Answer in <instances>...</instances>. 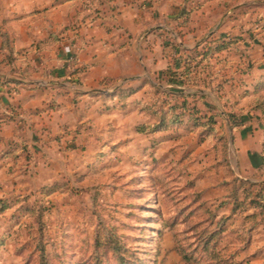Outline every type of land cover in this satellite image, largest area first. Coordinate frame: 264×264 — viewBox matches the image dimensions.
I'll return each instance as SVG.
<instances>
[{"label":"crops","instance_id":"crops-1","mask_svg":"<svg viewBox=\"0 0 264 264\" xmlns=\"http://www.w3.org/2000/svg\"><path fill=\"white\" fill-rule=\"evenodd\" d=\"M184 4L190 10L178 26ZM167 31L186 50L209 36L237 39L213 68L229 79L221 90H186L201 95L190 100L202 114H218L210 137L137 131L155 121L141 109L159 97L152 85L166 87L158 76L173 55ZM73 47L79 50L72 64ZM125 78L120 87L134 91L123 99L84 91ZM262 82L264 0H0V198L55 183L66 192L97 157H143L172 145L160 157L178 152L198 201L210 209L224 202L217 213L227 216L235 190L264 183V112L251 109L264 96V86L255 90ZM228 112L246 121L230 128ZM243 215L232 214L228 229L242 228ZM241 246L232 241L228 251L237 250L238 264H253L264 247V221ZM164 248L174 262L190 264L172 242Z\"/></svg>","mask_w":264,"mask_h":264},{"label":"rangeland","instance_id":"rangeland-1","mask_svg":"<svg viewBox=\"0 0 264 264\" xmlns=\"http://www.w3.org/2000/svg\"><path fill=\"white\" fill-rule=\"evenodd\" d=\"M170 146L143 157H94L89 174L66 192L44 197L37 189L14 195L11 202L23 199L21 205L32 213L14 203L0 214V264H39V245L56 254L49 264H95L96 258L98 264H116L102 243L95 246L108 230H115L117 243L135 252V258L127 253L130 264H178L164 246L192 241L196 219L186 212L199 194L178 152L160 157ZM263 256L264 247L256 249L253 264L264 262Z\"/></svg>","mask_w":264,"mask_h":264},{"label":"trees","instance_id":"trees-1","mask_svg":"<svg viewBox=\"0 0 264 264\" xmlns=\"http://www.w3.org/2000/svg\"><path fill=\"white\" fill-rule=\"evenodd\" d=\"M189 10L185 4L179 7L176 15L178 26L184 23L185 16ZM262 20V17L258 18L255 20V24L261 26ZM158 29L156 28L155 30ZM176 33L181 40L183 34L179 28L176 29ZM167 34L170 38L167 47H169L173 55L169 66L162 70L158 76L159 82L164 83L166 87L162 89L159 86L152 85V88L159 93V97L154 101L143 104L141 109L152 115L155 121L151 124L138 125L137 131L152 133L168 129H181L185 132L198 130L200 137H210L215 133L216 116L218 114H202L200 109L190 100V98L201 95L195 92L189 93L186 90L188 87L194 89L206 87L212 91L219 92L229 79L226 76L215 73L213 68L215 64H221L223 58L220 55L224 51L235 47L237 39L226 36L214 39L209 36L196 48L186 50L181 47L178 40L169 35L168 31ZM214 80H217V82L214 83ZM263 86V82L258 83L255 90ZM133 91L132 87H119L111 93L103 94V96L111 98L117 96L123 99ZM251 109L264 112V96H259L258 102L254 103ZM227 117L230 128L240 126L246 121L245 118L235 112H228ZM62 188L63 185L55 183L42 186L38 192L41 196L49 197L54 192L62 190ZM239 192L235 190L232 193V206L227 216L218 217L217 213L224 202H220L214 209H210L203 202L198 201L199 197L197 198V204L186 212V216H193L196 219L193 223L195 232L191 236L192 241L185 246L178 244L174 239V249L184 262L196 264H238L235 260L237 250L228 251V244L232 241L241 243L242 246L239 249H242L250 241V231L264 221V183H252L247 187H242ZM96 195H93L92 198L94 202L96 201ZM13 197L11 195L6 198H0V214L14 203H18V207L23 213H32L31 207L26 204L21 205V202L24 201L23 199H19L20 201L14 199V202H11ZM235 213H244L242 217L243 227L228 229L229 219ZM117 237L120 236L115 230H108L104 234V241L97 242L96 239L95 246L97 243H102V246L113 254L116 264H130L127 253H130L131 258H135V252L129 251L123 243H117L115 240ZM185 239H189V236H186ZM38 250L40 252L39 264H49V257L53 256L55 258L56 254H54V251L51 250L48 253L43 245H39ZM98 261L96 258L95 264H98Z\"/></svg>","mask_w":264,"mask_h":264},{"label":"water","instance_id":"water-1","mask_svg":"<svg viewBox=\"0 0 264 264\" xmlns=\"http://www.w3.org/2000/svg\"><path fill=\"white\" fill-rule=\"evenodd\" d=\"M128 80V78H125L123 80H121L117 85H115L112 88H92V89H88V90H84L85 92L88 93H95V94H107V93H111L113 91H115L117 88H119L124 82H126Z\"/></svg>","mask_w":264,"mask_h":264},{"label":"built area","instance_id":"built-area-1","mask_svg":"<svg viewBox=\"0 0 264 264\" xmlns=\"http://www.w3.org/2000/svg\"><path fill=\"white\" fill-rule=\"evenodd\" d=\"M71 50H72V52H70L71 54L68 57V61L73 64L76 61V55L75 54L78 52L79 47H73Z\"/></svg>","mask_w":264,"mask_h":264}]
</instances>
